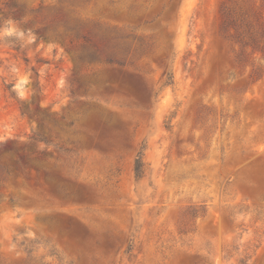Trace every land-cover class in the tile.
Instances as JSON below:
<instances>
[{"label":"rangeland","instance_id":"obj_1","mask_svg":"<svg viewBox=\"0 0 264 264\" xmlns=\"http://www.w3.org/2000/svg\"><path fill=\"white\" fill-rule=\"evenodd\" d=\"M231 7L264 15L0 0V264H264V55Z\"/></svg>","mask_w":264,"mask_h":264},{"label":"trees","instance_id":"obj_2","mask_svg":"<svg viewBox=\"0 0 264 264\" xmlns=\"http://www.w3.org/2000/svg\"><path fill=\"white\" fill-rule=\"evenodd\" d=\"M252 19L253 22L248 23V19H246V16L248 13H243L240 11L238 13L237 9L234 7H231L229 9H225V27L229 31H234L235 39L238 43L242 44V46L246 47L248 43H245V36L246 35H252L256 34L259 35L261 38V41H257L256 39H253V44L257 50L261 51L264 55V15L261 11L255 10L253 11ZM253 30V31H252ZM116 38L110 37L108 38L109 42L112 40L114 41ZM107 61L114 62L115 57L112 55H108ZM173 80L172 73L168 74V84H171ZM144 160H143V153L140 152L136 159V166H135V173L136 177L140 178L143 176L144 173Z\"/></svg>","mask_w":264,"mask_h":264},{"label":"clouds","instance_id":"obj_3","mask_svg":"<svg viewBox=\"0 0 264 264\" xmlns=\"http://www.w3.org/2000/svg\"><path fill=\"white\" fill-rule=\"evenodd\" d=\"M13 32H14V29H6L5 30V34L6 35H11V34H13ZM21 35H22V33H21ZM24 83H26V81H21L20 83H18L15 87H16V89H18L19 90V94L21 95V96H24L25 95V93H24V89H23V84Z\"/></svg>","mask_w":264,"mask_h":264}]
</instances>
